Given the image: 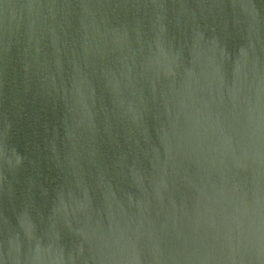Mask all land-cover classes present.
Wrapping results in <instances>:
<instances>
[{"label":"water","instance_id":"95a60500","mask_svg":"<svg viewBox=\"0 0 264 264\" xmlns=\"http://www.w3.org/2000/svg\"><path fill=\"white\" fill-rule=\"evenodd\" d=\"M0 264H264V0H0Z\"/></svg>","mask_w":264,"mask_h":264}]
</instances>
